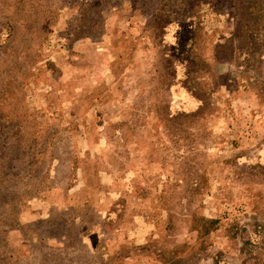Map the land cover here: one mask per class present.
Here are the masks:
<instances>
[{
    "label": "rangeland",
    "instance_id": "rangeland-1",
    "mask_svg": "<svg viewBox=\"0 0 264 264\" xmlns=\"http://www.w3.org/2000/svg\"><path fill=\"white\" fill-rule=\"evenodd\" d=\"M0 264H264V0H0Z\"/></svg>",
    "mask_w": 264,
    "mask_h": 264
}]
</instances>
